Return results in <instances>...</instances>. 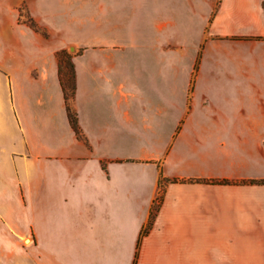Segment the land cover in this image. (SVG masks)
<instances>
[{
  "label": "crops",
  "instance_id": "0c3cea01",
  "mask_svg": "<svg viewBox=\"0 0 264 264\" xmlns=\"http://www.w3.org/2000/svg\"><path fill=\"white\" fill-rule=\"evenodd\" d=\"M261 180L264 0H0V264H264Z\"/></svg>",
  "mask_w": 264,
  "mask_h": 264
},
{
  "label": "trees",
  "instance_id": "16d2710c",
  "mask_svg": "<svg viewBox=\"0 0 264 264\" xmlns=\"http://www.w3.org/2000/svg\"><path fill=\"white\" fill-rule=\"evenodd\" d=\"M62 73V71H61ZM61 82L63 84V88L65 90V95H66V98H70L71 96L74 95L75 93V83H74V78L70 81V80H66L62 74H61ZM69 116H70V119H71V122L73 124V127L77 130V132H79V127H78V123H77V117H76V114L70 110L69 108ZM260 183H263L264 184V180H261L259 181ZM223 183H230V181H223ZM156 208V207H155ZM154 216V210L152 212V216L151 218ZM150 226H151V223H149L145 228L144 230L142 231V234H141V237L138 241V244H137V252H136V258H137V255H138V249L140 247V243H141V239L142 237L148 232V230L150 229ZM134 264H136V259L134 261Z\"/></svg>",
  "mask_w": 264,
  "mask_h": 264
},
{
  "label": "rangeland",
  "instance_id": "374dc122",
  "mask_svg": "<svg viewBox=\"0 0 264 264\" xmlns=\"http://www.w3.org/2000/svg\"><path fill=\"white\" fill-rule=\"evenodd\" d=\"M47 19L49 20V17H47ZM57 26V25H56ZM59 26V28H60V26L62 27V26H64V24H60V25H58ZM84 32H85V26H84V24L82 25V24H77V26H74L73 28H72V36H77L78 37V39H82V37H84ZM79 43H77V44H72L71 45V49H72V53H82V51L84 50V48H85V43H84V41H78ZM70 56H69V53H63V55L61 56V61H62V63L63 64H66L67 66H68V64H69V62H70ZM67 74H69V70L66 72V75ZM67 80H72L71 79V77L70 78H68L67 77ZM255 258H264V257H255Z\"/></svg>",
  "mask_w": 264,
  "mask_h": 264
}]
</instances>
